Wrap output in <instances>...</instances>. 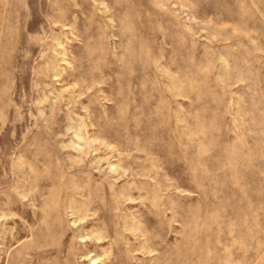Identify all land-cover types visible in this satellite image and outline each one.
I'll list each match as a JSON object with an SVG mask.
<instances>
[{
    "label": "rangeland",
    "instance_id": "obj_1",
    "mask_svg": "<svg viewBox=\"0 0 264 264\" xmlns=\"http://www.w3.org/2000/svg\"><path fill=\"white\" fill-rule=\"evenodd\" d=\"M0 264H264V0H0Z\"/></svg>",
    "mask_w": 264,
    "mask_h": 264
}]
</instances>
